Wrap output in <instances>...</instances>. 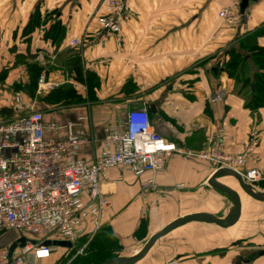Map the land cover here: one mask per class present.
<instances>
[{
    "label": "crops",
    "instance_id": "0c3cea01",
    "mask_svg": "<svg viewBox=\"0 0 264 264\" xmlns=\"http://www.w3.org/2000/svg\"><path fill=\"white\" fill-rule=\"evenodd\" d=\"M100 1L0 0V71H9L4 87L14 80L13 67L31 60L40 61L45 82L57 87L67 82L81 96L79 90L86 88L75 81L76 65L83 79L86 73L101 79L100 90L99 86L94 90L95 97L102 99L100 111L86 101L79 108L43 115L45 121L61 122L87 117L82 126L92 134L93 145L79 154L86 162L99 155L104 126L118 124L128 110H147L165 140L193 153L207 148L208 139L222 132L223 151L241 154L249 145V133L256 131L257 148L242 170L264 172V104L249 109L248 91L218 61L232 42L264 24V0L249 2L248 19L228 31L218 23L217 12L231 0H125L133 15L118 42L99 41L92 14ZM34 15L41 24L25 30ZM56 23L63 26L60 40L47 32ZM82 38L78 47L68 46ZM256 43L264 49V34ZM53 61L59 63L58 69L48 71ZM253 72L250 64L241 77ZM8 106L0 102V109ZM214 171L211 165L182 155H171L163 172L140 179L111 171L104 184L111 204L96 237L107 232L116 241L105 251L117 249L108 257L136 254L150 236L185 215L225 217L232 202L208 186ZM150 179L152 186L142 192L141 185ZM218 181L238 192V221L226 229L201 223L181 226L159 239L135 264H264V203L245 195L230 177ZM255 188L264 193V187Z\"/></svg>",
    "mask_w": 264,
    "mask_h": 264
},
{
    "label": "built area",
    "instance_id": "2783aa9c",
    "mask_svg": "<svg viewBox=\"0 0 264 264\" xmlns=\"http://www.w3.org/2000/svg\"><path fill=\"white\" fill-rule=\"evenodd\" d=\"M132 15L125 0H101L92 14L100 30L99 41L114 38L118 42ZM217 17L227 30L248 19L237 0L221 8ZM83 38L69 41L68 46L78 47ZM55 87L40 75V94ZM11 110L25 114L10 118L0 113V237L15 233L11 243L21 238L25 243L11 256V243L0 246V264H53L59 250L74 248L83 236L91 241L101 230L103 215L111 204V194L104 190L111 171L140 179L148 173L163 172L171 155H182L215 170L231 169L250 186L264 182V172L242 170L257 148L256 131L249 133V145L241 154L223 151L222 132L208 139L207 148L193 153L165 140L147 110H128L118 124L103 127L100 153L92 162H86L79 154L93 145L92 134L82 126L87 117L45 121L42 112L23 105L20 95H15ZM152 184L150 179L140 190L145 192ZM28 238L35 243L27 242ZM54 239L70 243L71 248L41 245Z\"/></svg>",
    "mask_w": 264,
    "mask_h": 264
},
{
    "label": "trees",
    "instance_id": "16d2710c",
    "mask_svg": "<svg viewBox=\"0 0 264 264\" xmlns=\"http://www.w3.org/2000/svg\"><path fill=\"white\" fill-rule=\"evenodd\" d=\"M45 22V21H44ZM40 18L38 15H34L33 19L29 21L25 30H30L34 27H39L40 25ZM62 28L58 23L51 25L47 32H49L50 36H53L56 39L60 40L62 35ZM264 34V24L255 30L253 33L247 35L246 37H241L236 41L232 42L225 50L222 51V58L218 61L221 62V66L223 71H225L231 78L235 80H240L243 88L248 89V99H247V107L251 110H257L261 108L264 104V49L257 45L256 40ZM77 62L75 63V65ZM252 65L254 67V72L251 76L241 77L242 70ZM75 73L76 79L75 81L83 84L87 91V98L86 101L89 102L90 100L96 99L94 90H95V80L92 79L89 74L85 75L83 79L82 76V69L81 67L75 66ZM32 80V79H31ZM37 80V79H36ZM37 82V81H36ZM97 87V86H96ZM64 85L60 87H56V89H52L48 93L44 94V97L50 98L52 94H56L59 91H64ZM72 95L63 96V100H59V102L67 103L70 102L72 97L78 98L80 95L75 92L73 86L69 85L67 89ZM53 104H58L55 102ZM54 106V105H52ZM0 113L6 117L13 118L14 113L11 109H0ZM264 182H261L259 185L253 186L258 187L261 186ZM264 187V186H263ZM106 232V229H104ZM98 234L92 239V243H90L87 247V250L91 249V254L89 257L86 258L85 261H82L81 264H102L106 261L109 257L106 255L105 251L109 248V244L116 245V241H114L111 236L108 235L106 232L105 237L101 235L100 239H96ZM106 239V240H105ZM109 242V243H107ZM104 253V254H103Z\"/></svg>",
    "mask_w": 264,
    "mask_h": 264
},
{
    "label": "rangeland",
    "instance_id": "374dc122",
    "mask_svg": "<svg viewBox=\"0 0 264 264\" xmlns=\"http://www.w3.org/2000/svg\"><path fill=\"white\" fill-rule=\"evenodd\" d=\"M232 1L233 0H231V2ZM231 2L228 5H230ZM218 23L222 27L223 31L227 30L223 26V24L221 23L220 20L218 21ZM19 63H20V65H18V66H20V67H13L14 80L12 81V84L7 85V87H4V86H6V84L2 83V82H3V78H4L5 74L7 75V73L9 71L5 72V74L3 73V71H0V90H1L0 91V102H3L5 105L7 102L9 105L8 108H3V109H11L15 95H20L24 106L26 105L28 108H31V109L36 110V111L40 110V112H43L42 114L45 117L48 116V114L53 115V113L57 114V113L61 112L60 110H63L61 108H64V110H66V109L71 110L72 108L73 109L79 108V106H81L83 103L86 102L87 91L82 92L83 91L82 89H80L79 91L84 96L80 95L78 98L72 97L70 99V102H68V104L63 103L62 101L59 102V100L64 99L63 96H65V94L66 95H72V93L69 92V90H67L69 88V85L67 82H66V84H64V88H65L64 91H59L56 94H52V96H50V98H46V96L44 97L43 94H38L39 93V91H38L39 90L38 89V79H39L40 75L43 74L44 77H47V74H44L42 72V67H41L40 61H32V60L31 61H19ZM52 63H53V65L51 66V68L48 69V71H56L58 69V67H55V66H58L59 63L57 61H55V62L53 61ZM2 73H3V76H2ZM86 74H88V73H86ZM89 75L92 79L94 78L95 87L99 86L98 89L101 88V84H102L101 79H97L92 74H89ZM54 89H56V87ZM244 89H246V88H244ZM247 90L248 89H246V91ZM75 92H77V91L75 90ZM108 100L109 101L113 100V98L108 99ZM55 102H58V104H53ZM89 103H90L91 107H96L98 110H99V108L102 107V104H103L101 98H96L93 101L90 100ZM41 104L45 105L46 108L44 109V107H42ZM111 104H113V103H111ZM52 105H54V107H55V105H58V107L53 108ZM41 108H43L44 110ZM24 114H25V111L20 112V113H18V112L14 113V115H16V116H20V115H24ZM263 186H264V183L260 187H263ZM11 234H13V233H6L0 237V246L9 245V243L11 242V241H9L10 238H13L12 237L13 235H11ZM91 241H90V239H88V236H83L76 243L74 248H72L70 250H66V251L65 250H59L58 253L53 257L51 263H53V264H81L82 261H85L87 257L92 255L91 249L87 250V248H88L87 246L93 242V241L92 242ZM27 242L32 243V244L35 243L34 239H32V238H28ZM58 242H62V241H58L56 239H54L52 241L53 244H56ZM5 243H7V244H5ZM42 244L43 243H41V245ZM114 246H115L114 244H109L108 249L114 248ZM116 250L117 249H113L111 252H108V253L106 252L105 254L109 256L112 252H114ZM94 264H97V263L94 262Z\"/></svg>",
    "mask_w": 264,
    "mask_h": 264
},
{
    "label": "water",
    "instance_id": "95a60500",
    "mask_svg": "<svg viewBox=\"0 0 264 264\" xmlns=\"http://www.w3.org/2000/svg\"><path fill=\"white\" fill-rule=\"evenodd\" d=\"M240 4V11L245 13V9L247 8L249 2H254L255 0H238ZM150 111H154V107H150ZM224 177H230L235 180L239 189L252 200L264 203V193L258 191L253 186L246 184L241 176L231 170L226 168L217 169L213 172L212 176L208 180V186L212 189L225 194L228 196L232 202L231 209L229 213L225 217H217L208 213H194L190 215H185L180 217L171 223L165 225L162 229L158 232L150 236L147 241L143 244V246L139 249V251L132 255V256H115L112 258L107 259L102 264H135L138 261L144 259L148 253L154 248L157 241L162 237L166 236L173 230L187 225L191 223H201V224H208L214 225L223 229L232 227L239 219L241 214V199L237 191L233 190L232 188L228 187L220 183L218 180ZM25 240L23 238L18 239L17 241L11 243L8 247V255L11 256L13 251L16 247H23ZM55 246L61 248H71V244L67 242H58L53 244L52 242L46 241L43 243V246ZM263 253H260L262 255Z\"/></svg>",
    "mask_w": 264,
    "mask_h": 264
}]
</instances>
